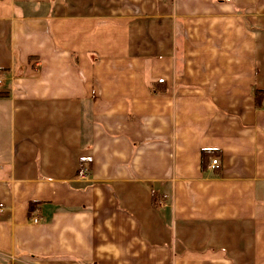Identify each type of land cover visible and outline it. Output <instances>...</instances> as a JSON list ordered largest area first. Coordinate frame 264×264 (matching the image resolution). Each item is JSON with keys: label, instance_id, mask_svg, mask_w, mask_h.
Listing matches in <instances>:
<instances>
[{"label": "crops", "instance_id": "0c3cea01", "mask_svg": "<svg viewBox=\"0 0 264 264\" xmlns=\"http://www.w3.org/2000/svg\"><path fill=\"white\" fill-rule=\"evenodd\" d=\"M0 76V264H264V0H0Z\"/></svg>", "mask_w": 264, "mask_h": 264}, {"label": "built area", "instance_id": "2783aa9c", "mask_svg": "<svg viewBox=\"0 0 264 264\" xmlns=\"http://www.w3.org/2000/svg\"><path fill=\"white\" fill-rule=\"evenodd\" d=\"M3 86V79L2 77L0 76V88ZM219 168V162L216 160V159H213L211 161V164H210V169L211 170H216ZM86 171H84L83 175L81 176L82 179H84L85 177V173ZM3 212V205L0 204V214ZM30 221L33 223V224H36L38 222L37 220V216H32ZM12 261L15 263V264H26V263H18L17 261L13 260Z\"/></svg>", "mask_w": 264, "mask_h": 264}, {"label": "trees", "instance_id": "16d2710c", "mask_svg": "<svg viewBox=\"0 0 264 264\" xmlns=\"http://www.w3.org/2000/svg\"><path fill=\"white\" fill-rule=\"evenodd\" d=\"M0 96H1V94H0Z\"/></svg>", "mask_w": 264, "mask_h": 264}]
</instances>
